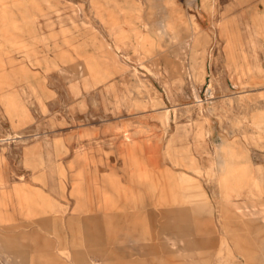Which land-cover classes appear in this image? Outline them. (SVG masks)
Here are the masks:
<instances>
[{
  "label": "rangeland",
  "instance_id": "obj_1",
  "mask_svg": "<svg viewBox=\"0 0 264 264\" xmlns=\"http://www.w3.org/2000/svg\"><path fill=\"white\" fill-rule=\"evenodd\" d=\"M15 187L61 220L119 198L122 247L157 220L180 240L130 264H226L238 238L264 252V0H0L3 205Z\"/></svg>",
  "mask_w": 264,
  "mask_h": 264
},
{
  "label": "crops",
  "instance_id": "obj_2",
  "mask_svg": "<svg viewBox=\"0 0 264 264\" xmlns=\"http://www.w3.org/2000/svg\"><path fill=\"white\" fill-rule=\"evenodd\" d=\"M13 192H17L20 199L15 197V199L10 200L7 206L2 204L0 197V224L9 223L8 226L1 227L0 230L13 233L11 239L0 238V256L4 254L6 258H18L24 264H26L27 259H30V264H130L135 252L151 253L156 257H161L163 252H167L173 257V255L176 256L181 252L177 250H182L179 247L180 240L167 241L164 239L165 226L163 221L158 220L155 224L156 231L148 238L150 244L139 243L137 239L126 242V246H119V198L96 202L91 199H75L73 201L75 208H72L71 212L67 213L61 220L57 216L64 209L59 207L60 201L44 198L32 203L30 200L21 197L23 196L21 188L15 187ZM62 200L66 199L62 197ZM63 203H67V201ZM35 205L39 206L37 211L34 210ZM246 205L248 206V203ZM243 207L245 208V201ZM22 208L26 210L28 208L25 216ZM124 209L133 211V203L131 205L126 204ZM241 212L238 211L240 217L257 216L258 214L256 210L249 212L243 210V214H240ZM161 213L159 210L160 218L163 216ZM81 228L86 235L82 240L83 247L79 250L75 247V242L78 239L76 232ZM22 229H33L34 231L26 234L25 231H21ZM130 231L127 228L125 230V232ZM19 237L27 238L33 244H20L18 243ZM45 245L48 248L51 247L54 252L45 251ZM67 245L70 247L72 245V248L67 250ZM245 246H247L246 242L240 238L237 242L227 243L226 264H250L256 258H260L264 264L262 249L258 248L257 253H255L248 251L249 249L245 250ZM123 248L127 250V255L119 256V249ZM241 249L245 251L242 253L239 251ZM30 252L33 253L31 258H29Z\"/></svg>",
  "mask_w": 264,
  "mask_h": 264
}]
</instances>
